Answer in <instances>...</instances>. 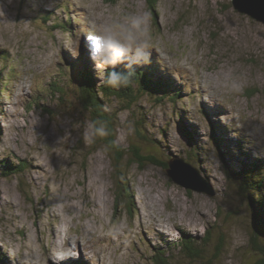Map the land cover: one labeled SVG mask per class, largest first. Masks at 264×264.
Wrapping results in <instances>:
<instances>
[{
	"label": "rangeland",
	"instance_id": "rangeland-1",
	"mask_svg": "<svg viewBox=\"0 0 264 264\" xmlns=\"http://www.w3.org/2000/svg\"><path fill=\"white\" fill-rule=\"evenodd\" d=\"M155 8L148 0H0V47L12 66L5 72L9 89L0 96V160L28 163L22 174L0 173V264H152L153 246L168 250L171 242L202 237L217 225L226 234L223 255L212 256L220 242L214 236L205 260L183 264L253 260L247 199L230 188L227 170L243 168L240 148L250 160L264 157V23L238 12L231 0H159ZM131 17L147 25L151 59L182 89L183 100L159 105L152 102L163 92L144 94L148 110L142 112L137 104L125 108L126 101L107 99L103 108L114 118L115 143L126 149L119 179L116 149L100 137L85 142L90 111L70 91L63 98L50 94L53 78L67 66L64 57L81 52L82 29L90 22L127 24ZM68 19L72 31L51 28ZM93 68L100 84L106 67ZM180 110L189 117L185 124ZM144 112L150 136L168 144L157 156L192 162L215 195L189 193L160 164L130 162ZM145 141L148 154L155 144Z\"/></svg>",
	"mask_w": 264,
	"mask_h": 264
},
{
	"label": "trees",
	"instance_id": "trees-1",
	"mask_svg": "<svg viewBox=\"0 0 264 264\" xmlns=\"http://www.w3.org/2000/svg\"><path fill=\"white\" fill-rule=\"evenodd\" d=\"M107 1L115 2L118 0ZM158 1L159 0H148L150 7L154 12H156L155 5ZM49 17H51V15H49ZM48 21L49 19L46 18L45 22L47 23ZM59 27L72 31L71 29L73 28V24L71 19H68V21L65 22H55L51 26L53 29ZM81 40L80 54L76 58H73L72 56L64 57V59L67 60L66 62L68 67L65 65L61 68V71L59 72V75H61L60 79H56V77L53 78L55 81L53 84L55 87V92H52L50 95L57 97L61 96V98H63V96H68L69 94L67 91H70L75 94L76 100H78L81 104L82 110H86L88 112L90 111L92 122L98 121L106 123L109 134L100 138L108 145L110 149H116L115 153L117 155L114 159V164L115 167L118 168V176L120 179L121 172L119 169L120 164L123 162V158L126 155V149H121V147L115 143L117 137L114 118L111 117V115H106V112L103 108L104 104L107 102V99L117 98L118 101L124 100V102H127L125 108H131L137 104V108L139 106L138 110L140 109L143 112L148 109H145L141 104L142 95H150L152 93L159 95L161 92H163V96L157 97L156 101L152 103L161 105L162 100L164 101L166 98H169V100L176 104L180 98V100H183V96L181 94L182 89H177L174 86L176 84L173 78L170 75H166L164 73L165 69H163V65H161L155 58L150 59V63L137 67L131 77L129 84L126 87L114 89L106 87L102 83L98 84L97 80L99 73L94 72L93 65L95 66V64H93V62L90 60L88 62V59L83 52V49H85V43L83 41L84 38H81ZM8 56V51L0 47V96L1 94H4V91H7L6 89H9L5 82V79H9L10 77V74L8 73V76L6 77L5 72L7 68L12 69L11 64H9L10 58ZM1 64H4L5 68L1 67ZM62 65L63 64L61 63V66ZM117 70H122V67L118 68ZM70 71L74 74H72ZM108 71H110V69L106 68L102 71V73L105 74ZM63 76H65L64 80L61 81ZM175 106L176 105H174V107ZM77 107H79L78 104ZM43 108L44 111L51 112L48 107H45L44 105ZM180 113V119L183 121V124H185L184 121L186 122L189 117L186 115V111L183 113V110H180ZM146 118L147 113L145 112L143 113V117L141 116L139 119L137 118V129L135 128V133L138 135L139 139H137L136 142L133 139V142H131L129 149L131 150L132 155L129 157V160L132 163L137 162L139 165L159 163L167 166L168 162H163L164 160L159 158L156 153L158 149L163 148L164 144H167L165 141L166 138L163 139L162 137L159 138V140L157 139L158 137L154 138L150 136L146 126ZM217 128L218 127H216V129ZM184 130L186 131L185 128ZM164 132H166V129H164ZM140 137L145 139L149 144H155L152 152H149L148 154L143 153L144 149L142 148V145L143 141L145 140H142ZM213 137L216 147H222L223 136L218 135ZM240 149L241 156L243 157V168L239 169V171H236V169L229 167L230 171L227 170L229 173L227 178L229 180L230 188H237V190H239L241 193V196H245L243 199H247L249 209L251 210L252 208V217L256 236L252 237L251 247L253 251L260 252L261 257L251 264H264V157H256L250 160L249 153L243 151V148ZM198 152L199 150L194 148L190 154L194 155L195 157L198 155ZM223 155L226 156L227 153H222L221 156L223 157ZM194 157L191 156V159H194ZM27 166L28 163L25 159L21 158L18 162H15L8 156L7 158L0 160V173L3 175H12L14 173L20 172V174H22L26 170ZM198 168L203 174L206 175L203 169L200 167ZM238 183L239 185H237ZM120 186L121 188H124V185L120 184ZM237 186H239V188ZM117 204L118 203H116V207ZM225 235L226 234L222 231V227L217 225L214 228L208 227L206 233L202 237L194 238L192 236H184L178 239L176 242H171L167 247L169 248L168 250H162L160 247L153 246V253L151 252L152 264H183V260L187 262H189V260H205L207 252H209V247L212 246V238L214 236H217L220 242H218V244L212 249V256L213 258H219L223 255L222 245L223 241H225ZM261 239L263 242H261ZM175 246L179 248V252H176V250L173 249ZM148 252L150 253V250H148ZM175 255H179V257H176ZM79 264L83 263L79 262Z\"/></svg>",
	"mask_w": 264,
	"mask_h": 264
},
{
	"label": "clouds",
	"instance_id": "clouds-1",
	"mask_svg": "<svg viewBox=\"0 0 264 264\" xmlns=\"http://www.w3.org/2000/svg\"><path fill=\"white\" fill-rule=\"evenodd\" d=\"M84 31V42L89 59L93 64L109 68L100 76L101 83L110 88L126 87L137 67L150 63L151 41L147 25L131 17L127 24H106L90 22ZM78 55L77 53H73ZM122 70H117L121 68ZM90 133L85 132L86 143L97 137L107 136L105 122L94 121L89 125Z\"/></svg>",
	"mask_w": 264,
	"mask_h": 264
},
{
	"label": "water",
	"instance_id": "water-1",
	"mask_svg": "<svg viewBox=\"0 0 264 264\" xmlns=\"http://www.w3.org/2000/svg\"><path fill=\"white\" fill-rule=\"evenodd\" d=\"M231 4L234 7V9H236L238 12L247 14L251 16L253 19L264 23V0H231ZM131 142H133V139H131ZM131 142H130V146H131ZM149 164H157V163H149ZM160 165H162L166 169L169 177L173 182L188 189L189 193L193 191H199V192H205L212 196L215 195L214 189L211 188L210 185L207 183V181L200 175V172L195 168V166L187 162L185 159L182 160L176 158L174 160H170L167 166L164 164H160ZM252 214L253 212L251 208V210L249 209L248 217L251 218L252 230L249 225L250 230L249 229L248 230H249L250 238L248 240L249 243H247V247L250 251L249 254L253 256L252 258L253 260H251L250 263L248 264L257 261L261 257L260 256L261 253L253 251L251 247L252 237L256 236Z\"/></svg>",
	"mask_w": 264,
	"mask_h": 264
},
{
	"label": "bare ground",
	"instance_id": "bare-ground-1",
	"mask_svg": "<svg viewBox=\"0 0 264 264\" xmlns=\"http://www.w3.org/2000/svg\"><path fill=\"white\" fill-rule=\"evenodd\" d=\"M175 117V116H174Z\"/></svg>",
	"mask_w": 264,
	"mask_h": 264
}]
</instances>
